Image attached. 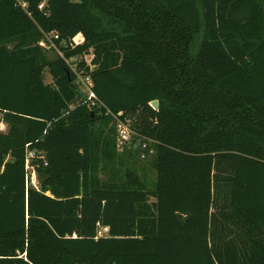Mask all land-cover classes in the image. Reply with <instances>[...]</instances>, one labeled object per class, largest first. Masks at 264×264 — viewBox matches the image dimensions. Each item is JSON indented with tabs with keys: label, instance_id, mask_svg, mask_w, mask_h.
<instances>
[{
	"label": "trees",
	"instance_id": "16d2710c",
	"mask_svg": "<svg viewBox=\"0 0 264 264\" xmlns=\"http://www.w3.org/2000/svg\"><path fill=\"white\" fill-rule=\"evenodd\" d=\"M2 123L0 264H264V0H0Z\"/></svg>",
	"mask_w": 264,
	"mask_h": 264
},
{
	"label": "built area",
	"instance_id": "2783aa9c",
	"mask_svg": "<svg viewBox=\"0 0 264 264\" xmlns=\"http://www.w3.org/2000/svg\"><path fill=\"white\" fill-rule=\"evenodd\" d=\"M24 9L27 7V3H20ZM45 6L42 5L40 6L41 9H43ZM47 41H42L41 46H43L45 49L50 50V49H56L58 50L56 41L59 40V35L56 33H52L50 36L47 37ZM73 61H76V59H71L68 61L71 65ZM72 66V65H71ZM79 79L81 78V75L78 74ZM85 79V89H86V94H87V102L89 103L90 107H95L97 104H101L100 100L98 99L96 93L93 90V83L89 77L84 78ZM107 115L111 116L114 121V127L116 129V136H117V141L121 143H130L132 141L134 132L131 129L130 122L123 121L121 119L122 114L120 113L119 115H115L112 113L110 110L107 109ZM143 147H146V145H143ZM151 153H153V150H151ZM145 155H143V158ZM40 158L44 159V155H39L33 150H28L27 155H26V168L28 170L29 174V180L33 186H37L38 183V178H37V173L34 165L32 164L34 159ZM47 165V164H46Z\"/></svg>",
	"mask_w": 264,
	"mask_h": 264
},
{
	"label": "rangeland",
	"instance_id": "374dc122",
	"mask_svg": "<svg viewBox=\"0 0 264 264\" xmlns=\"http://www.w3.org/2000/svg\"><path fill=\"white\" fill-rule=\"evenodd\" d=\"M74 1H78V0H74ZM46 2H48V0H45V3ZM46 53H47V55L49 57H53L54 56V53L52 51L46 50ZM93 55H94V51L91 50L89 54H87L86 56H84V59L83 60L86 61L88 64H90L91 61H92ZM76 61H73L72 62V66H71L74 71L77 70L78 65L80 63L79 62L80 59H78ZM80 75H81V78L79 79V77H78V79L76 81V86L81 91L86 92L85 84H84L85 83L84 82L85 81L84 76L82 74H80ZM45 80H46L47 83H51L52 82V77L50 75L49 70H45ZM77 103H80V102H77ZM77 103H75V105H73L72 107H76ZM0 131H2V132H7L8 131L7 126L4 123H2L0 125ZM126 149L127 150H132V144H130L128 146H125V147L124 146L123 147H120L118 145L117 146L116 153L122 154V152L125 151ZM132 161H134L136 163V165L139 167V172L140 173L143 172L142 171V168L143 167H145L147 170L149 169L148 168L149 160H145L143 158H141V159L138 158V152L137 151H136V153L135 152L133 153ZM116 164H117L116 163V160H114V161H111L107 167H102L101 168V170L99 172V178L101 179V181L105 182V181H108L109 179H112V177L116 173V166H117ZM146 179L150 183L154 182L156 180L155 173L154 172H151V171H148V175H147ZM100 230H101V232H100L101 235H107L108 234L106 229L101 228Z\"/></svg>",
	"mask_w": 264,
	"mask_h": 264
},
{
	"label": "water",
	"instance_id": "95a60500",
	"mask_svg": "<svg viewBox=\"0 0 264 264\" xmlns=\"http://www.w3.org/2000/svg\"><path fill=\"white\" fill-rule=\"evenodd\" d=\"M151 106L156 110L159 111L160 109V102L158 100H155L153 102H151ZM50 195V194H49Z\"/></svg>",
	"mask_w": 264,
	"mask_h": 264
}]
</instances>
